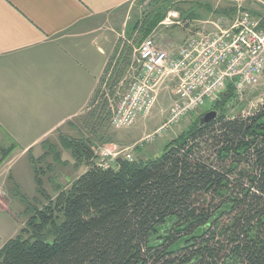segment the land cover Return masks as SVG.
Segmentation results:
<instances>
[{
    "label": "trees",
    "instance_id": "1",
    "mask_svg": "<svg viewBox=\"0 0 264 264\" xmlns=\"http://www.w3.org/2000/svg\"><path fill=\"white\" fill-rule=\"evenodd\" d=\"M163 18H145L141 40ZM235 97L228 85L209 110L216 119H196L160 157L119 161L117 170L93 163L85 138L59 136L88 170L68 188L56 184L50 199L34 165L48 155L60 162L59 148L31 158L47 203L27 209L0 264H264V102L251 115L227 116Z\"/></svg>",
    "mask_w": 264,
    "mask_h": 264
},
{
    "label": "crops",
    "instance_id": "2",
    "mask_svg": "<svg viewBox=\"0 0 264 264\" xmlns=\"http://www.w3.org/2000/svg\"><path fill=\"white\" fill-rule=\"evenodd\" d=\"M137 1L0 0V159L2 150L17 149L0 163V248L22 225L11 211L22 213V206L2 188L15 161L41 157L48 143L62 148L59 134L76 129L85 112L99 111V83L113 68L110 32Z\"/></svg>",
    "mask_w": 264,
    "mask_h": 264
},
{
    "label": "rangeland",
    "instance_id": "3",
    "mask_svg": "<svg viewBox=\"0 0 264 264\" xmlns=\"http://www.w3.org/2000/svg\"><path fill=\"white\" fill-rule=\"evenodd\" d=\"M235 3L234 0H139L131 7H124L123 11L121 10V21L115 26L118 29L115 30V33L110 32L109 36L107 52L110 56V67L113 68L109 71V78L106 73L100 80L96 96L99 101V111L96 112H99L100 119L96 115L90 119L93 112H85L74 120L76 129L67 136L59 135L70 139L83 137L88 140V145L93 151V163L96 165L101 158L100 154L105 150L109 153L107 156L109 160L112 159L111 156L118 153L111 161L107 162L109 169L113 170L118 169L119 161H127L125 160L127 154L131 155L132 159L127 162L160 157L168 142L178 137L196 119L209 112L217 101L184 117L171 128L160 130L165 113H168L173 98V83L168 82L163 85L157 102L149 115L139 118L128 128L117 130L110 126V107L117 104L119 96L122 95L123 89L126 87V79H130L135 74L130 66L136 58V49L142 41L144 19L160 13L164 16L163 21H165L168 15L176 13V18L172 16L168 18V26L160 24L155 31V36L149 35L154 36L156 44L167 50L175 51L189 34L213 31L215 29L213 24L221 28L227 27L233 19ZM243 3L252 13L264 14L259 3L251 1ZM263 102L264 74L257 86L246 90L241 98L235 97L228 103L226 115H251ZM15 150L17 149L14 148ZM58 151L61 162H55L51 155L46 156L48 151L45 149L46 157L34 165L36 169H39L43 191L50 199H54L57 195L56 184L62 188H68L72 181L88 170L86 164L82 162L75 164L70 153L64 148H59ZM34 152L35 150L31 152L32 155ZM31 158L32 156L28 154L26 157L17 159L14 163L15 169L2 187L13 199L14 205L22 206V213L17 212L15 207L11 209L15 225L22 224L20 230L25 227V221L30 213L27 209H41L47 203L36 191ZM1 196L2 194L0 199ZM11 226L14 230V224ZM51 241L49 240V242Z\"/></svg>",
    "mask_w": 264,
    "mask_h": 264
},
{
    "label": "built area",
    "instance_id": "4",
    "mask_svg": "<svg viewBox=\"0 0 264 264\" xmlns=\"http://www.w3.org/2000/svg\"><path fill=\"white\" fill-rule=\"evenodd\" d=\"M231 23L213 31L189 34L175 51L156 44L154 36L141 41L130 66L135 74L126 79V87L114 107L109 124L114 129L132 126L154 108L159 93L173 83L172 100L160 128L168 129L184 117L204 109L220 99L228 85L241 98L246 90L259 84L264 74V14L252 13L243 2H257L264 11V0H234ZM168 15L161 25H169ZM109 78V74L107 76ZM96 98L94 105H98ZM105 150L97 166L108 169ZM125 160L132 161L131 155ZM1 195V192H0Z\"/></svg>",
    "mask_w": 264,
    "mask_h": 264
},
{
    "label": "water",
    "instance_id": "5",
    "mask_svg": "<svg viewBox=\"0 0 264 264\" xmlns=\"http://www.w3.org/2000/svg\"><path fill=\"white\" fill-rule=\"evenodd\" d=\"M217 113L215 111H209L205 113L201 118H200V124H206L214 119H216Z\"/></svg>",
    "mask_w": 264,
    "mask_h": 264
}]
</instances>
